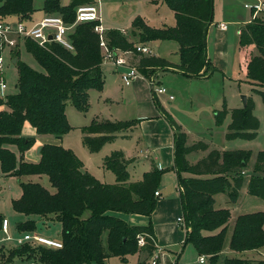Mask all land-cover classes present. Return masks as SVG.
Returning <instances> with one entry per match:
<instances>
[{
  "label": "trees",
  "instance_id": "obj_1",
  "mask_svg": "<svg viewBox=\"0 0 264 264\" xmlns=\"http://www.w3.org/2000/svg\"><path fill=\"white\" fill-rule=\"evenodd\" d=\"M92 0H73L63 5L61 0H44L46 14H60L66 23L75 21L77 6ZM174 12L175 25L152 27L140 16L132 22L131 34L139 40H131L119 30H109V47L134 49L135 44L151 40H175L179 43V63L158 56L137 54L140 69H170L189 78L211 75L216 68L207 52V36L214 21V0H163ZM158 0H153L157 3ZM34 0H0V18L18 16L28 20L35 12ZM260 14V13H259ZM256 15L241 28L240 65L250 80L255 93L264 101V16ZM264 14V12H261ZM98 21L81 22L74 26L69 38L74 50L56 42L39 45L33 39H25L24 45L43 67L38 71L20 59L15 51L18 69L17 91L0 93V164L2 173L9 176L47 175L51 191L38 181H20L21 196L13 201L14 210L41 219H57L62 224L61 248L42 244L24 243L9 249L6 263L16 258L36 264H110L112 256L127 261L128 254L145 251L150 256L157 249L153 224L132 225L109 211L150 216L154 211L163 169L153 164L144 172L142 180L130 181L127 159L121 150L112 151L104 160V167L116 175L115 184L98 180L84 169L82 161L61 144L46 143L40 150V161L30 163L25 152L34 144V137L24 136L22 128L29 122L40 135L62 138L72 130L66 105L70 101L76 108L86 111L91 89L102 90L105 75L102 70L103 54L100 35L95 30ZM257 51V54H256ZM1 54V51H0ZM136 63V64H137ZM155 106L166 118L174 133V165L177 172L180 199L186 225L184 246L193 243L198 253L208 255L216 264L225 246L230 209L214 207V195L227 192L235 201L245 177L243 168L251 153L244 150L210 149L197 163L191 164L187 155L208 150L209 144L200 140L187 144V136L172 114L153 95ZM255 101L247 96L246 105L215 111V120L222 124L230 115L227 140L255 139L260 119L254 113ZM138 120H93L83 127V141L91 152H97L119 134L134 127ZM17 146L19 156L11 149ZM194 176L182 177V172ZM236 172L232 177L230 173ZM205 176V177H202ZM248 192L264 199V151L257 155L253 173L248 179ZM5 217L0 214V229ZM38 218H30L18 224L20 232L38 230ZM218 233L205 235L204 232ZM138 234L145 236L144 246L138 245ZM125 238V239H124ZM230 248L247 251L264 247V211L239 214L230 237ZM159 259L158 264H160ZM137 264H147L139 261ZM166 264H174L169 259ZM224 264H264V259L225 257Z\"/></svg>",
  "mask_w": 264,
  "mask_h": 264
},
{
  "label": "rangeland",
  "instance_id": "obj_2",
  "mask_svg": "<svg viewBox=\"0 0 264 264\" xmlns=\"http://www.w3.org/2000/svg\"><path fill=\"white\" fill-rule=\"evenodd\" d=\"M42 1L34 0V4L40 7ZM260 1L264 0H230L231 10L227 11V20H238L239 23H228L231 37L227 40L226 55L228 61L225 65L227 70L220 67V70L216 69L209 77L197 79L186 77L170 69L159 68L153 70L151 68L140 69L138 67L141 75L135 78L130 85H125L120 74L113 72L109 68V64L103 63L104 73L107 76L104 87L102 90H90L88 109L81 111L70 101L66 105L67 117L73 128L65 136L64 144L68 145L65 148L71 149L82 161L83 166L103 183L115 184L116 182L114 172L104 167V160L112 151L121 150L127 157H136L128 165L131 182L142 180L144 172L149 171L151 166H153L152 164H155L154 160L155 162L158 161L160 156L162 158L167 157L166 151L159 147L156 140L157 135L161 134L162 130L167 129L166 126L156 123L158 127H155L154 130L151 126L152 129L149 131L146 125H139L140 119L143 116L145 118L151 116V112L156 109L153 95L180 124L187 136V144L191 145L200 140L209 144L208 150L196 151L187 155V159L191 164L197 163L209 153L210 149L214 148L221 151L244 150L251 153L248 164L242 167V175H244L245 181L237 199L235 201L231 200L227 192L214 195V207L217 209L228 208L231 212L225 246L216 264H224V259L228 256L250 258L247 251H236L230 248L229 243L235 218L243 213L264 211V199L250 194L247 186L248 179L253 173L257 155L260 151H264V101L260 94L253 91V88L257 86L252 85L241 70L240 36L238 33V28L242 25V22L249 20L252 16V9L245 5H254ZM61 2L63 5H69L73 0H61ZM89 3H95L101 8L105 28L108 30H125L128 38L131 37L132 39H134L131 34L133 28L132 22L137 16L142 17L152 27H162L164 24L175 25L176 23L174 12L167 4L156 5L152 0H92ZM36 11L38 14L36 13L35 19L38 18L39 21L44 17V14L41 12L43 10L38 8ZM230 17L234 19H229ZM35 22L31 21L30 23ZM244 25L245 23H243L242 27ZM108 30L103 33L107 41L106 34ZM135 40H139V37L137 36ZM143 43H148L156 55L164 57L171 62L179 63V43L177 41L151 40ZM18 49L22 61L38 71L44 70L36 58L28 52L24 41L21 40L19 45L12 50L11 54L9 52L10 49L6 48L3 52L5 60L1 79L6 82L7 88L1 90V94L14 93L16 91L18 69L15 64L16 62L14 63V56L16 55L15 51ZM151 77L157 78V81H160L163 86L167 87L168 93L173 94L174 98L169 100L168 95L156 96L153 94L154 92L149 81ZM242 95L252 96L255 101L254 113L260 119L258 135L252 140L243 138L227 140L225 135L231 117L228 115L224 122L218 125L215 120V111L222 110L225 105L228 109H232L238 105L239 107H243ZM93 120H138V123L134 127L121 132L114 140L107 142L100 151L91 152L84 144L82 129L84 126L90 125ZM163 121L170 130L171 126L165 117ZM27 137L34 136L28 135ZM36 142L37 140L35 139L34 144L28 149L30 154H33L31 158L26 157L30 163H38L40 161L38 149L41 146L34 148ZM162 158L160 159L162 160ZM159 168L163 169L160 184L166 183L169 187L168 192L177 191L179 188L177 172L172 170V167ZM235 174L236 172H232L230 176L233 177ZM181 175L182 177L194 176V174L185 171ZM39 180L44 187L51 190L52 186L47 175H42ZM20 181H30V179L27 177L19 178L17 176L4 175L0 164V214L10 221L7 232L0 229L1 264H7L6 260L9 255V249L17 246L15 239L23 236L25 233L19 231L18 224L29 219L27 215L15 211L13 207V201L18 199L22 192ZM165 195L167 196V193ZM109 213L115 214L120 212L109 211ZM32 217L38 218L37 215H32ZM37 221L38 230L33 232L46 237L61 239L62 224L60 221L55 218H38ZM176 225L178 231L174 232V236L177 237L181 232L183 237H185V228L177 221ZM218 232L219 230L204 232V234L209 235ZM138 245L141 247L139 242ZM164 249L165 254L169 255L174 264H212L209 258L204 263L200 262V254L193 243H188L184 246L182 240L181 243H171ZM151 256L145 251L128 254L126 256L127 261H123L120 256H112L110 264H137L139 261H146L149 264ZM26 262V260L16 258L9 264H25ZM161 264H166L163 252H161Z\"/></svg>",
  "mask_w": 264,
  "mask_h": 264
},
{
  "label": "built area",
  "instance_id": "obj_3",
  "mask_svg": "<svg viewBox=\"0 0 264 264\" xmlns=\"http://www.w3.org/2000/svg\"><path fill=\"white\" fill-rule=\"evenodd\" d=\"M248 8L252 9L253 18L261 12H264V1H260L254 5L246 4ZM98 21L95 26V30L100 35V47L103 54V63L110 64L114 67H123L121 72V78L125 85H130L132 81L141 75L138 65L134 57L137 54L144 56H153L156 53L148 45V43L139 42L135 44V48L131 50H124L121 48H111L109 47L108 41L104 38L103 33L105 28L102 25L101 19V8L95 3H84L77 6L76 17L73 23H66L63 16L60 14H47L41 20L30 23L28 20H10L8 18H0V91L7 88L6 82L1 79V74L3 71L4 56L3 52L6 48L10 51L14 50L20 43V41H25V39H33L39 45L45 46L47 43L56 42L66 49L74 50V46L69 38V33L72 31L74 26L81 22H93ZM219 28L221 30L228 29V23L220 22ZM122 33L128 36L127 32L124 30ZM241 29H239V34ZM50 36L52 38H50ZM9 51V52H10ZM157 78L151 77L149 79L151 83V88L153 94L158 95H168L169 100L174 98L173 94L168 93L167 87L163 86ZM159 196V191L156 192ZM177 222L185 228V232L189 231L190 228L186 225L184 216L177 218ZM3 230L8 231L9 220L4 218L2 224ZM145 236L143 234H138V242L141 246L146 243ZM17 245H22L24 243L30 244H42L47 247L61 248L62 242L59 239L46 237L44 235L37 234V232H25L23 236H19L15 239ZM156 252L151 256L149 264H158L159 259H161V250L158 248ZM208 255H201L200 262L203 263L208 258ZM25 264H36L34 260L27 261Z\"/></svg>",
  "mask_w": 264,
  "mask_h": 264
},
{
  "label": "crops",
  "instance_id": "obj_4",
  "mask_svg": "<svg viewBox=\"0 0 264 264\" xmlns=\"http://www.w3.org/2000/svg\"><path fill=\"white\" fill-rule=\"evenodd\" d=\"M152 2H153V0H152ZM43 3H44V0L42 1V5L40 7H37L34 4L35 9L37 10L38 8H40L43 10ZM163 3H165L163 0H159L155 4L159 5V4H163ZM229 3H230V0H214V21L210 25L209 30H208V36H207L208 57L211 60L213 66L217 70H220V67L227 70V68L225 66L227 61H228L227 55H226V53H227L226 52L227 51V40L230 39V37H231V33L229 31V25H228L227 30H221L219 28V23L220 22L235 23V24L239 23L238 20H227V17H228L227 11L231 10V4H229ZM36 10L32 14V16L30 17V19H28L29 22L38 21V18L35 19L36 13L38 14V12ZM41 12L44 14V16L47 15L44 10ZM259 15L264 16V14H261V13ZM7 18L10 20H13V21H16L19 19L18 16H15V15L9 16ZM252 18H253V16H251V18L249 20L243 21L242 25H243V23L249 22ZM101 19H102V13H101ZM229 19H234V18L230 17ZM101 22L103 25V20ZM164 25H167V24H164ZM242 25L240 26L241 28H242ZM103 27H104V25H103ZM240 27L238 28V33H239V29H241ZM107 30L108 29L105 28V31H107ZM129 38L132 40L131 37H129ZM133 38H134L133 40H135L136 37L133 36ZM11 53H12V51H10V54ZM109 66H110L109 68L112 69L113 72H115V73L118 72L121 76V72L124 69L123 67H114L110 64H109ZM102 70H103V72L105 70L103 67V64H102ZM104 75H105V73H104ZM209 76L210 75H207V76L202 77V78L204 79V78L209 77ZM106 77L107 76L105 75V79H106ZM202 78H197V79H202ZM16 91H17V88H16ZM237 107H239V105ZM3 108L4 107H1L0 109H3ZM166 110H168V109H166ZM163 119H164V117L160 114L158 108L156 107V109L151 112V116H147L146 118L143 116L142 119H140L139 125L140 126L142 124L146 125L147 129L149 131H151L152 127L154 130H155V127L156 128L158 127V125L156 123L163 124L168 129V127H167L166 123L163 121ZM167 129L162 130V133L157 135V139H156L159 147L162 150L166 151V156H167L165 158H162L160 156V158H162V160L159 158L158 161H156V162L154 160V163L158 167H161V168L173 167V165H174V155H173L174 154V152H173L174 151V133H173L172 127L170 128V130L168 129V131H167ZM22 133L24 136L33 135L35 137L37 142H36V146L34 148H36L37 146L42 147L46 143L61 144L64 147L65 146L68 147V145L64 144L65 136L67 134L64 135L62 138H57V137L52 136V135H40L37 133L36 128L33 127L29 122H25V124L22 128ZM41 147H39V149H38L39 155H40ZM11 149L13 151H15L17 153V155L19 156V151L17 149V146H11ZM33 152H34V150H33ZM32 155L33 154H30V152L27 150L25 152V159H26V157H28V158L33 157ZM125 156H126V154H125ZM126 158L127 159H135L136 157L131 158V157L126 156ZM84 169L87 170L85 167H84ZM150 169H152V166ZM172 170L175 171V169H172ZM43 175H45V174H43ZM22 177H27L28 179H30V181L34 180V181L40 182L39 179L42 177V175L36 174V175H29V176H22ZM35 179H37V180H35ZM168 188L169 187L166 183L163 182V184L162 183L160 184L159 189H158L159 196L157 199V204H156L154 211L152 212V214L150 216L142 215V214H127V213H123V212L115 213V215L123 218L124 220H126L127 222H129L132 225H148L151 222L153 224L154 232L156 235L158 248L165 255V260L169 259L172 261V259L169 257V255L165 254L164 248L167 247L171 243L172 244L181 243L182 240L184 242L185 237H183L181 232L177 235V237L174 236V232L178 231L177 225H176L177 218L183 215L181 199H180V186H179L178 190L174 191V192H168L169 191ZM54 190L55 189L52 187L51 191H54ZM165 193H167V196L165 195ZM21 194H22V192H21ZM28 217H29V219L33 218L32 216H28ZM229 224H230V222L228 223V225ZM9 226H10V221H9ZM170 232L172 235L170 234ZM247 252H248V255H250L249 259H254V260L264 259V247L259 248V249L247 250ZM109 263H110V259H109ZM7 264H9V263H7ZM160 264H161V262H160Z\"/></svg>",
  "mask_w": 264,
  "mask_h": 264
},
{
  "label": "water",
  "instance_id": "obj_5",
  "mask_svg": "<svg viewBox=\"0 0 264 264\" xmlns=\"http://www.w3.org/2000/svg\"><path fill=\"white\" fill-rule=\"evenodd\" d=\"M50 38H52L50 36ZM17 61V58L14 59V63ZM16 88H17V84H16ZM242 99H243V104L244 106L246 105V102H247V96L246 95H242ZM125 239V238H124Z\"/></svg>",
  "mask_w": 264,
  "mask_h": 264
}]
</instances>
